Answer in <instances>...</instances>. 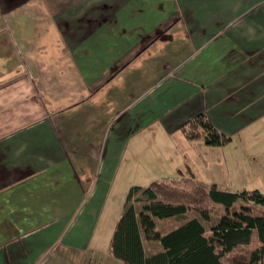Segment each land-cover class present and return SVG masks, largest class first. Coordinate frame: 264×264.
I'll return each mask as SVG.
<instances>
[{"label":"crops","instance_id":"1","mask_svg":"<svg viewBox=\"0 0 264 264\" xmlns=\"http://www.w3.org/2000/svg\"><path fill=\"white\" fill-rule=\"evenodd\" d=\"M199 114L222 145L179 130ZM263 133L264 0H0V264H119L135 174L227 166Z\"/></svg>","mask_w":264,"mask_h":264},{"label":"trees","instance_id":"2","mask_svg":"<svg viewBox=\"0 0 264 264\" xmlns=\"http://www.w3.org/2000/svg\"><path fill=\"white\" fill-rule=\"evenodd\" d=\"M179 130L188 141L206 145L220 146L227 140L203 114ZM138 190L137 186L129 189L125 210L109 239V255L122 264H264V195L259 190L230 192L181 171L174 178L153 180L143 190L146 204L136 214L130 202ZM212 205L222 213L210 234L197 218L167 233L157 230L156 219L182 217L191 211L208 220ZM141 233L157 242L160 250L147 256Z\"/></svg>","mask_w":264,"mask_h":264},{"label":"rangeland","instance_id":"3","mask_svg":"<svg viewBox=\"0 0 264 264\" xmlns=\"http://www.w3.org/2000/svg\"><path fill=\"white\" fill-rule=\"evenodd\" d=\"M257 135L259 134H255V140L250 139V144L240 145L239 143L235 142L233 143L234 146H228L226 149L220 148L219 152L224 153L225 158L227 159V166L217 164L216 160L212 161L210 159L208 160V165L206 168L203 166V164L199 163L198 165L193 166L194 170L192 171L194 172V174H196L195 176L204 182L216 183L219 188L223 187L222 190H259L264 195V133L259 136ZM237 146L244 148L245 151H241ZM210 162H212L213 164H211ZM122 168L123 172L124 167ZM144 170H146V167H144ZM227 172L229 175L227 174ZM143 177L144 175L135 174L133 176L135 181H133V183H129L128 190L136 184L146 188L153 180L157 179L156 175H150L151 180L148 182H144ZM122 184L123 182L117 183L118 186ZM116 190L121 189L117 188ZM136 195L138 197L136 200L142 203L145 202L144 204H146V201H144V197L146 196H143L140 191H138ZM139 210L141 211L142 208L139 207ZM221 213L222 210L220 207L212 205L210 206V216L208 220H204L199 213L191 211L183 217H170L166 220L156 219L155 223L157 230L161 232L177 226V224L182 223L184 220L197 218L205 227L207 233L210 234L211 229L218 224L219 216ZM102 233L104 234V232ZM142 236L143 239L146 240L144 234H142ZM150 242L151 244L148 246L147 250L150 252L158 251V248H156L158 246H156L153 241ZM104 250L105 249H103V251ZM117 263L120 264V262Z\"/></svg>","mask_w":264,"mask_h":264}]
</instances>
